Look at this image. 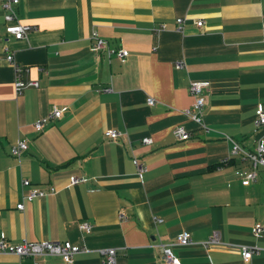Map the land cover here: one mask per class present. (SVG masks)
<instances>
[{"label": "crops", "instance_id": "1", "mask_svg": "<svg viewBox=\"0 0 264 264\" xmlns=\"http://www.w3.org/2000/svg\"><path fill=\"white\" fill-rule=\"evenodd\" d=\"M14 11L8 21L0 2V236L70 242L83 248L73 264H102L106 248L118 250L117 264H165L161 245L189 231L190 246L172 247L182 264H264V232L255 233L264 227V172L244 186L249 164L231 156L230 140L250 151L264 140L255 123L264 110V0H23ZM14 24L32 30L16 39L6 32ZM94 32L128 57L93 52ZM6 51L38 87L17 93ZM191 82L208 83L203 126L184 114ZM54 107L63 116L36 131ZM179 125L188 140L175 138ZM111 129L122 136L106 138ZM20 139L29 148L16 157ZM134 156L148 168L142 179ZM23 179L56 193L25 202ZM214 232L223 244L205 248ZM244 246L258 249L248 263ZM36 262L64 264L0 253V264Z\"/></svg>", "mask_w": 264, "mask_h": 264}, {"label": "built area", "instance_id": "2", "mask_svg": "<svg viewBox=\"0 0 264 264\" xmlns=\"http://www.w3.org/2000/svg\"><path fill=\"white\" fill-rule=\"evenodd\" d=\"M23 0H0L2 6L7 10L6 19L12 21L16 18L14 11V6L19 5ZM186 23V18L177 19V29L179 31L184 29ZM204 22L202 20L196 22L198 28L202 27ZM165 29L166 25H162ZM32 30L29 25L14 24L9 25L6 28V32L12 35L16 39H22L27 36V34ZM92 39L94 44L92 46V51L95 53H100L105 51L109 57L115 56L120 60H124L128 57L129 51L124 48H112L109 42L100 37L96 32L92 34ZM7 63L14 66L16 72V90L18 94H22L26 87H38L37 81L25 82L21 78V73L23 67L20 64L15 63L13 55L10 51L5 52V57ZM2 58L0 57V64ZM184 62H178L177 68H184ZM208 90L207 82H191L189 86L190 94L192 95L193 103L192 105L184 111V114L193 122L203 126V111L206 106V96L205 92ZM148 105H154V99L149 97L147 99ZM65 109L54 107L52 111L45 117L39 119L34 124L36 131L41 132L48 125L51 120L60 119L64 114ZM256 126H264V110L261 106L256 109ZM175 138L179 141H185L190 138V133L186 130L184 126H176L173 130ZM104 136L109 139L117 140L122 136V133L116 129H111L105 132ZM232 142L231 156H239L242 160L249 164V171L244 177L242 184L244 186L250 185L255 182L260 177V172H264V140L258 141L255 149L253 151L246 150L238 142L230 139ZM142 143L144 145L152 144L151 138H143ZM29 148V142L27 139H20L15 144L12 145L10 152L13 156L21 157ZM133 164L136 167L139 177L142 179L147 173L148 168L146 164L138 157L134 156L132 158ZM87 182L85 177H71L70 184L77 185ZM22 186L25 188L26 194L24 195V201H32L35 198H43L48 195L56 193V189L53 186L41 187L34 185L29 179L22 180ZM19 210L24 209V203L17 205ZM124 217L122 214L121 218ZM80 229L86 233L91 231V225L87 222L80 224ZM264 232V227L261 224H256L255 233L260 235ZM192 244L191 233L189 231H183L174 240L172 244L161 245L162 250V260L165 264H182L181 259L174 253L172 247H188ZM223 244L221 240V235L219 232H214L213 235L206 241L203 246L209 248L211 246ZM83 248L79 246H74L70 242H55V241H28L25 240L20 244L10 243L4 234L0 236V253L9 254L17 256L19 258H37L43 256H58L62 259L64 264H73L75 255L81 252ZM241 254L246 263L250 262L254 254L258 253L257 248L241 247ZM102 256V264H117L118 250L116 248H106L99 251ZM36 264H38L36 262Z\"/></svg>", "mask_w": 264, "mask_h": 264}]
</instances>
